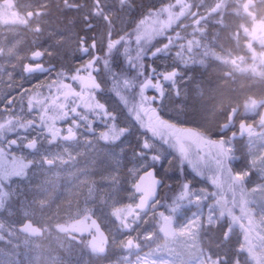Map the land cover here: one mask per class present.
I'll return each instance as SVG.
<instances>
[{
  "label": "rangeland",
  "instance_id": "obj_1",
  "mask_svg": "<svg viewBox=\"0 0 264 264\" xmlns=\"http://www.w3.org/2000/svg\"><path fill=\"white\" fill-rule=\"evenodd\" d=\"M46 1L17 0L14 10L5 5L0 11V56H7L0 57V79L7 81L0 85V264H264V123L243 121L253 129L220 134L221 115H232L237 103L206 87L210 70L202 60L179 69L168 58L160 59L163 68L156 78L149 76L155 83L162 77L160 89L149 87L146 76L138 82L130 78L127 104L118 87L99 94L101 123L51 144L41 84H15L14 71H8L21 68L18 54L23 53L17 51L42 42L51 56L73 50L79 33L75 15L21 30L24 20L18 21L17 11L29 13ZM155 1L160 0H145ZM103 5L109 10L111 3ZM119 18L122 30L127 18L123 13ZM250 87L239 86L237 116L254 114L264 101ZM150 168L161 173L165 185L159 200L145 209L135 183ZM171 192L179 195L162 205L161 197ZM88 214L109 236L104 257L91 253L88 238L61 229ZM165 217L176 228L170 239L160 233ZM25 221L44 234H23Z\"/></svg>",
  "mask_w": 264,
  "mask_h": 264
},
{
  "label": "flooded vegetation",
  "instance_id": "obj_2",
  "mask_svg": "<svg viewBox=\"0 0 264 264\" xmlns=\"http://www.w3.org/2000/svg\"><path fill=\"white\" fill-rule=\"evenodd\" d=\"M59 1L62 7L57 9V12L63 16H71L72 14H76L75 12L77 11L86 10L84 12L85 27L83 30L80 29L76 35V44L73 46V50L69 51L67 49L64 54L57 57L51 56L45 50L48 44L42 42L38 48L27 49L28 51L26 49L24 51H17L16 54L23 53L22 55L18 54L20 59L17 64L21 68L16 70V68L11 67L8 70L9 72L14 71L13 82H16L15 84L24 86L34 83L41 84L45 102V124L47 125L49 140L53 145L58 141L62 142L72 137L76 138L78 130L84 125L91 126L92 122L93 125L98 124V122L101 123L99 119L98 121L96 119L98 116L100 117L99 107L97 106L99 94L107 96L109 92L114 93L118 87V89H121L120 93L124 96L127 104L125 84L130 80V76L126 73L124 74L118 8L116 7L114 13H110L115 14V18L118 20L116 26H94L92 19H90V0ZM15 2V0H5L4 3L8 8L14 10L12 8L17 4ZM83 2L84 5L82 4ZM229 3L228 7L231 10L228 11L231 14L227 15H220V3L217 0L204 4L201 3L199 17L197 18V25L199 26L198 36L201 39L200 48H202L206 57L208 55L215 57L218 66L223 69L227 64L233 65L235 71H237L235 67L240 70L241 67L252 63V61L253 63L260 61L263 64L264 0H229ZM80 4L82 5L80 6ZM39 13L42 14V12ZM16 14L19 15L18 21L21 23L24 20L21 11H17ZM105 17L108 18L109 16L105 15ZM27 24L28 22L24 20L20 25L21 30L25 32L30 31ZM1 29L3 28L0 27V33L2 32ZM19 36L24 38V35L20 34ZM115 37L117 38L116 40H114ZM40 39L43 41V38ZM8 41L10 42L9 39ZM170 43L171 41L167 40V45H163L162 48L167 47ZM187 46L188 49L182 53L183 56L190 57L192 55L191 51L195 52V50H199L198 47L195 50H190L189 45ZM160 49H155L156 53L154 57L157 60L158 58L172 59L175 54H178V56L182 55L177 53V49L174 47L170 49L167 47L166 50L168 52L164 51V49L161 52ZM39 51L40 53L37 54ZM258 53V61L252 60L251 56L253 55L252 57L257 59L255 54ZM0 57L2 59L7 58V56ZM126 59L128 60L127 56H125ZM168 62L172 64V60H168ZM107 63H110L112 66L109 69L110 75H106L104 69L101 68V66L103 67ZM174 63L176 64V61ZM40 64L42 67L39 70L33 69L34 66ZM162 68L163 64H159L158 70H152V78H156V74ZM222 76L224 77V74ZM158 77L159 79L156 83L148 79L146 84L149 87L154 85L155 89H160L163 85L161 83L163 80L161 81L159 75ZM3 83L7 84V81L0 79V85H3ZM256 111L252 115L243 117L236 115L231 118L230 114L227 115L225 122L222 123L220 134L223 133V135L230 136L232 133L239 132L242 135L243 121L254 124L259 120L262 123L261 120L264 119V107L259 106ZM125 112L128 116V107L125 108ZM157 112L154 109L152 114H157ZM189 135L196 137L197 134L191 131ZM202 142L205 141L202 140ZM210 142L211 140L207 144H210ZM34 144L37 145L36 143Z\"/></svg>",
  "mask_w": 264,
  "mask_h": 264
},
{
  "label": "trees",
  "instance_id": "obj_3",
  "mask_svg": "<svg viewBox=\"0 0 264 264\" xmlns=\"http://www.w3.org/2000/svg\"><path fill=\"white\" fill-rule=\"evenodd\" d=\"M15 1V3H17V0ZM99 1L101 0H90L89 3L91 8L90 19H92L94 26H116L118 24V20L117 18L114 20V18L111 17L113 16V14L110 13H113L116 10V7L119 10V3L123 7L119 10V14L123 13L124 17L127 18L124 28L121 30L123 59L125 60V56L128 57V60H123L124 74H128L133 82L141 81L143 78L142 76H146V80L150 79L149 76L152 74V69L158 70V66L159 64H161V61L159 58L158 61H155V59H157L154 58L156 53L155 49H160L163 47V45L166 46V41L169 40L171 41V43L167 47L169 49L171 47H174L175 49H177L176 52L180 54L184 53V51H187V45H189L190 50H195V48L198 47L199 50H195V52L191 51L192 55L190 57L183 56V54L181 56L175 54L173 55L175 59L170 58V60H172V62L177 61V63H179V66H176V68H179L180 66L185 67L187 66V64L192 65V63H196V60H202L204 66L209 68L210 70V72L207 73V77L209 79L207 81L205 80V84L207 85L206 87H209L210 89L217 88L218 91L220 90V92L222 91L226 93V96L229 100L237 103L236 107L239 108V110H241L242 107L241 99L243 95V91L239 90V85L241 86L243 82H245L246 85L251 86L250 90L254 91L255 94H257L261 98H264V65L256 67L252 61V63L241 67L240 70L235 67L237 71L232 70L231 68L233 67H230V65L228 66V68L223 69L220 66L216 67L218 63L215 57H211L209 55L206 57V55L202 51V48H200L201 39L196 34L199 28V26L197 25V18L199 17L198 14L201 3H208L212 0H160L153 3H147L145 2V0H119V2L118 0H105V2L111 3V5L109 6V10L105 5H103L104 0H102L100 3ZM217 1L218 3H220V15L231 14L228 11L231 9H223L228 5L229 0ZM4 2L5 0H0V11L5 8ZM82 4L84 5V2ZM82 4H80V6ZM61 7L62 6L60 1L58 2V0H48L43 3L39 2L37 4H34L33 8L29 10V13L25 14L21 11V14L25 22H28L29 25L27 24V26L31 28H34V26H38L43 19H60L62 17H66L69 19L75 15L78 29L83 30V28L85 27L84 12L86 10L82 9L81 12L77 11L75 12L76 14H72L71 16H63L62 14H59L57 12V9H60ZM39 12H42V14ZM105 15L109 17L106 18ZM73 18H71V20ZM1 24L2 23L0 22V26H2ZM116 39L117 38L115 37L114 40ZM167 47L160 49L161 52L163 51V49L165 51ZM34 48L38 47L35 46ZM166 52L168 51L166 50ZM255 55L257 59L255 57L253 58V55L250 56L252 60L258 61L259 53ZM110 67H112L110 63H107L103 67L101 66V68L104 69V73L106 75H110ZM245 69L250 70V75L244 77L241 74L242 70ZM225 72H229L231 74L230 77H223L222 74ZM231 72H236V75H233ZM160 79L162 81V77H160ZM219 82L220 86L218 87ZM227 86H233V89H228L227 91ZM134 99H138V96H134ZM231 101L228 102V105L226 106L227 109L231 107ZM259 106L264 107V101H262ZM243 116L248 115L241 114L240 117ZM225 118H227V116L222 114V121L220 124L221 127L222 123L225 122ZM157 173L161 177V173H159L158 170ZM180 183L181 186L186 184L185 182ZM171 194L172 195H168L166 197H161L162 205L165 202L166 206L168 202H170V200L173 201L174 198L179 195L178 192L174 194L171 192Z\"/></svg>",
  "mask_w": 264,
  "mask_h": 264
},
{
  "label": "water",
  "instance_id": "obj_4",
  "mask_svg": "<svg viewBox=\"0 0 264 264\" xmlns=\"http://www.w3.org/2000/svg\"><path fill=\"white\" fill-rule=\"evenodd\" d=\"M40 51L37 53L39 54ZM41 64L34 66V70H39ZM239 108L233 109L231 118L237 115ZM264 123V119L261 120ZM241 134L247 133L253 129L252 125L243 124ZM136 193L140 195L139 206L149 208L152 204L157 202L160 198V193L165 183L162 177L159 176L155 168L145 170L135 183ZM67 234L71 233L74 236L88 238L89 249L91 253L104 257L108 253L110 246L109 236L107 232L101 227L100 222L93 217L92 214L84 215L80 218L73 219L69 224L62 225L61 228ZM23 234L32 237L43 235V229L35 225L31 221H25L24 225L20 227ZM160 233L170 239L175 236L176 228H174V221L171 217H165L160 226Z\"/></svg>",
  "mask_w": 264,
  "mask_h": 264
},
{
  "label": "bare ground",
  "instance_id": "obj_5",
  "mask_svg": "<svg viewBox=\"0 0 264 264\" xmlns=\"http://www.w3.org/2000/svg\"><path fill=\"white\" fill-rule=\"evenodd\" d=\"M126 18V17H125ZM240 86V85H239Z\"/></svg>",
  "mask_w": 264,
  "mask_h": 264
}]
</instances>
